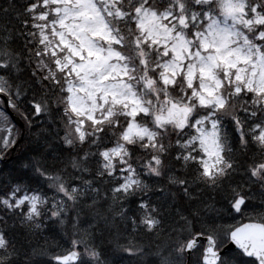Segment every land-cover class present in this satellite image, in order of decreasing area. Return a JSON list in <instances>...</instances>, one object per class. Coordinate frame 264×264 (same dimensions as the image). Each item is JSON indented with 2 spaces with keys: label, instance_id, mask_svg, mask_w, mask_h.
Wrapping results in <instances>:
<instances>
[{
  "label": "snow or ice",
  "instance_id": "snow-or-ice-1",
  "mask_svg": "<svg viewBox=\"0 0 264 264\" xmlns=\"http://www.w3.org/2000/svg\"><path fill=\"white\" fill-rule=\"evenodd\" d=\"M8 164L0 264H264V0H3Z\"/></svg>",
  "mask_w": 264,
  "mask_h": 264
},
{
  "label": "trees",
  "instance_id": "trees-1",
  "mask_svg": "<svg viewBox=\"0 0 264 264\" xmlns=\"http://www.w3.org/2000/svg\"><path fill=\"white\" fill-rule=\"evenodd\" d=\"M0 2H3V0H0ZM23 143V142H22ZM16 154L14 153V156H15ZM0 167H6V168H11V164H8V165H4V166H0ZM3 179H7V176L5 175L3 178H1L0 180H3ZM39 241H40V243L41 244H43V241H44V237L42 236V237H40L39 238Z\"/></svg>",
  "mask_w": 264,
  "mask_h": 264
},
{
  "label": "bare ground",
  "instance_id": "bare-ground-1",
  "mask_svg": "<svg viewBox=\"0 0 264 264\" xmlns=\"http://www.w3.org/2000/svg\"><path fill=\"white\" fill-rule=\"evenodd\" d=\"M4 176H5L4 174L0 173V179L3 178Z\"/></svg>",
  "mask_w": 264,
  "mask_h": 264
}]
</instances>
